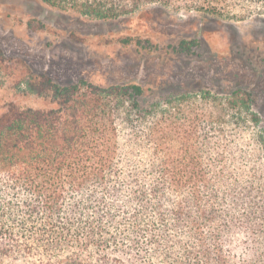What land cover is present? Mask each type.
Returning <instances> with one entry per match:
<instances>
[{
  "label": "trees",
  "instance_id": "1",
  "mask_svg": "<svg viewBox=\"0 0 264 264\" xmlns=\"http://www.w3.org/2000/svg\"><path fill=\"white\" fill-rule=\"evenodd\" d=\"M37 1L99 21L151 7L264 17V0ZM146 93L62 85L0 48V264H264L253 94Z\"/></svg>",
  "mask_w": 264,
  "mask_h": 264
},
{
  "label": "rangeland",
  "instance_id": "2",
  "mask_svg": "<svg viewBox=\"0 0 264 264\" xmlns=\"http://www.w3.org/2000/svg\"><path fill=\"white\" fill-rule=\"evenodd\" d=\"M187 45L190 52L183 51ZM0 48L62 85L82 79L140 84L147 103L202 90H245L264 122V17L233 20L151 7L99 21L37 0H0ZM17 100L43 106L33 98Z\"/></svg>",
  "mask_w": 264,
  "mask_h": 264
}]
</instances>
